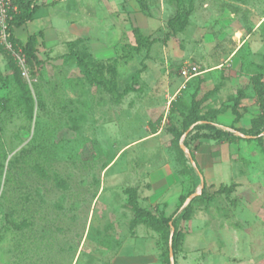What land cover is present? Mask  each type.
<instances>
[{
	"label": "rangeland",
	"instance_id": "rangeland-1",
	"mask_svg": "<svg viewBox=\"0 0 264 264\" xmlns=\"http://www.w3.org/2000/svg\"><path fill=\"white\" fill-rule=\"evenodd\" d=\"M37 2L13 34L43 32L41 65L0 30V264H264V131L253 137L264 125L252 127L264 98V0ZM179 10L186 26L173 34ZM133 26L148 42L126 59ZM73 52L101 68L84 70ZM188 64L199 73L184 79ZM203 182L235 189L202 199ZM127 188L156 216L182 204L171 259L167 231L134 222Z\"/></svg>",
	"mask_w": 264,
	"mask_h": 264
},
{
	"label": "trees",
	"instance_id": "trees-1",
	"mask_svg": "<svg viewBox=\"0 0 264 264\" xmlns=\"http://www.w3.org/2000/svg\"><path fill=\"white\" fill-rule=\"evenodd\" d=\"M15 3L18 7V12H10L11 17L7 21V25L5 28L6 33V39L13 47H20L22 52L27 57V60L30 64H33L34 66H39L42 64V61H40L36 56V46L38 44V38H43V32L37 31L36 33L28 34L26 39L24 41L18 39L14 34L13 30L19 27L24 26L25 24L31 22L34 19V16L37 12V10L42 6V4H38L37 0H15ZM188 11L179 10L177 11L172 17H170L167 21V26L171 33H177L184 30L186 26ZM132 34L134 36V44L128 46L129 52L124 54V58L130 59L132 57L133 53L140 52L141 48L148 42V38L143 35V33L140 31V29L137 26L131 27ZM73 43V42H72ZM127 45H122V50L124 51ZM73 55L76 57L77 63L82 66V68L86 71H94V67L101 68V65L99 63H96L92 60L90 54L86 52H73ZM86 60V61H85ZM106 72L109 74L107 78V82L111 85H115L117 81V60L114 59L111 64H109L106 68ZM128 88H124L123 92H127ZM261 110L262 114L258 116L255 120H253V128L264 125V98H262L261 101ZM236 118L234 119V122L236 121ZM201 121V127H204L206 129L212 130V134L214 138H227L232 139L233 135L223 129H218L214 122L212 120H207L206 118L199 119ZM196 118H192L189 121V125L192 123H195L199 121ZM196 125L194 126V128ZM232 130L241 132L244 135H247V132L244 128L235 127V126H229ZM193 128V129H194ZM264 131V127H262L261 130H257L253 137H259L260 133ZM179 137L180 134H175V137L172 140V143L174 145L175 150L182 154V151L179 146ZM186 137V136H185ZM206 138H209V136H205ZM182 144L188 148V144L186 139L182 141ZM189 149V148H188ZM190 150V149H189ZM191 154V160L195 162L194 156ZM198 168V166H197ZM199 169V168H198ZM235 189V184L230 185H220L219 187L215 188L214 190L210 191V187L203 182L201 191L198 195V198L202 199H210L213 195L216 194H224L229 195L233 190ZM126 193L129 194V199L132 202V209L134 212V222H142L146 223L148 225H151L155 227L158 230L167 231L166 241H168V251L169 247L171 248L172 255L174 250L176 249V246L180 242V240L183 237V233L180 230L176 229V216L178 213V209L181 207L182 204H180L170 215L168 216H156L150 211L144 210L143 208H140L135 203V190L133 188H127L125 190ZM190 215V211L188 208V205L184 207L182 218L188 219ZM173 228L171 235L169 236V229Z\"/></svg>",
	"mask_w": 264,
	"mask_h": 264
},
{
	"label": "built area",
	"instance_id": "built-area-1",
	"mask_svg": "<svg viewBox=\"0 0 264 264\" xmlns=\"http://www.w3.org/2000/svg\"><path fill=\"white\" fill-rule=\"evenodd\" d=\"M8 1L9 0H0V30H1V35L5 39H6L5 28L8 19L11 17L10 12L8 11ZM198 73H199L198 66H196L195 64L185 65L180 70V74L184 79L190 78Z\"/></svg>",
	"mask_w": 264,
	"mask_h": 264
},
{
	"label": "water",
	"instance_id": "water-1",
	"mask_svg": "<svg viewBox=\"0 0 264 264\" xmlns=\"http://www.w3.org/2000/svg\"><path fill=\"white\" fill-rule=\"evenodd\" d=\"M202 185L203 184H201V188H202ZM200 193V191H197V192H195V194H199ZM188 201H186V203H187ZM173 230V228L171 227V231ZM172 233V232H171ZM169 256H170V259L172 258V251H171V248L169 247ZM172 264V263H171Z\"/></svg>",
	"mask_w": 264,
	"mask_h": 264
},
{
	"label": "crops",
	"instance_id": "crops-1",
	"mask_svg": "<svg viewBox=\"0 0 264 264\" xmlns=\"http://www.w3.org/2000/svg\"><path fill=\"white\" fill-rule=\"evenodd\" d=\"M38 3V2H37ZM40 4V3H39ZM41 8V7H40ZM40 8L37 10V12L40 10ZM37 12H36V14H37ZM33 21V20H32Z\"/></svg>",
	"mask_w": 264,
	"mask_h": 264
}]
</instances>
